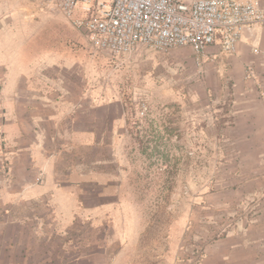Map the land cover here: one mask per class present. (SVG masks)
<instances>
[{"label":"rangeland","instance_id":"obj_1","mask_svg":"<svg viewBox=\"0 0 264 264\" xmlns=\"http://www.w3.org/2000/svg\"><path fill=\"white\" fill-rule=\"evenodd\" d=\"M10 1L0 0V9L23 10L16 4L28 0ZM30 13L44 49L65 43L86 50L91 82L111 118L93 121L84 148L71 145L69 167L77 173L85 163L86 183L58 186L49 207L42 198L9 199L12 157L1 116L0 210L26 213L35 254L57 264H219L233 228L256 222V192L264 189L249 183L252 159L261 157L250 150L264 149V137L255 145L237 134L233 113L242 96L231 73L208 59L199 64L190 46L96 52L59 11ZM103 111L93 110V118Z\"/></svg>","mask_w":264,"mask_h":264},{"label":"crops","instance_id":"obj_2","mask_svg":"<svg viewBox=\"0 0 264 264\" xmlns=\"http://www.w3.org/2000/svg\"><path fill=\"white\" fill-rule=\"evenodd\" d=\"M7 3L14 4L10 0ZM22 3L16 5L23 10L12 9L14 5L0 9V117L5 119L3 132L12 157L7 189L13 202L42 198L50 207L54 192L62 189L58 186L86 183L85 163L82 171L73 172L67 153H73L71 145L75 143L77 148L79 144L84 148L86 136L91 141L93 121L104 123L111 114L106 110L107 98L99 95L91 82L86 50L65 43L62 48L56 44L44 49V34L29 17L39 6ZM260 3L264 8V0ZM207 59L220 72L231 73L233 86L242 96L233 113L238 121L237 134L259 144L258 138L264 137V29L246 33L230 56L217 45L211 46ZM250 63L256 76L244 80V70ZM102 109L103 113L93 118V110ZM250 151L261 157L252 159L249 183L262 185L264 149L254 146ZM90 178L91 173L87 184ZM258 190L262 202L261 209L254 211L258 213L256 222L233 228L227 237V254L220 256L219 264H264V189ZM0 214L5 218L0 223V264H57L35 254L29 235L33 228L21 218L26 213L3 207ZM80 259L73 257L72 261Z\"/></svg>","mask_w":264,"mask_h":264},{"label":"built area","instance_id":"obj_3","mask_svg":"<svg viewBox=\"0 0 264 264\" xmlns=\"http://www.w3.org/2000/svg\"><path fill=\"white\" fill-rule=\"evenodd\" d=\"M51 7L86 38L94 51L120 56L142 45L157 50L190 46L199 64L217 45L233 55L246 33L264 29L260 0H28ZM256 76L252 63L245 79ZM143 104L140 112L146 114Z\"/></svg>","mask_w":264,"mask_h":264}]
</instances>
